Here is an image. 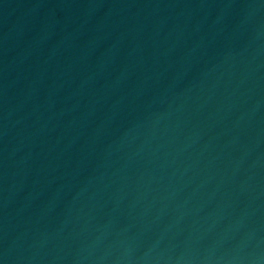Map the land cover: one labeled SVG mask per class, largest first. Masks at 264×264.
<instances>
[{"label":"water","instance_id":"1","mask_svg":"<svg viewBox=\"0 0 264 264\" xmlns=\"http://www.w3.org/2000/svg\"><path fill=\"white\" fill-rule=\"evenodd\" d=\"M0 264H264V0H0Z\"/></svg>","mask_w":264,"mask_h":264}]
</instances>
